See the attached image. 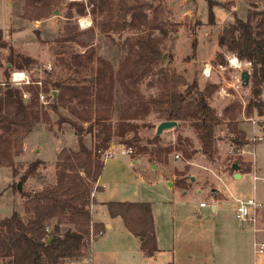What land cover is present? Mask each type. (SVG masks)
<instances>
[{
  "label": "rangeland",
  "instance_id": "rangeland-1",
  "mask_svg": "<svg viewBox=\"0 0 264 264\" xmlns=\"http://www.w3.org/2000/svg\"><path fill=\"white\" fill-rule=\"evenodd\" d=\"M213 1H215L214 25L209 24L208 0H116L115 3H120V10L111 24L97 11V8L96 12H93L94 8L90 0H60L59 4L51 7L48 13L45 10L33 9L27 4V0H0V29L8 44L7 47H0V83L8 80L6 64L10 57L21 63L23 70L28 72L32 79L42 81L47 78L53 81L77 76L78 74L71 67L73 57L85 56L87 53L94 57L92 64H89L91 67H97L96 59L101 57L111 62L114 69L118 70L132 53V45L138 38L150 36L156 40L162 59L153 67V73L141 79L138 84V91L146 99L168 100L172 94L184 93L186 101H195L208 85L217 86L208 97V103L215 109L218 118L215 126V153L213 158L209 159L198 150L188 159L185 151L191 153L201 147L192 121L179 120L175 127L164 130L159 135L160 139L151 145L149 142L157 136L158 125L165 121L163 111L168 104L153 105L145 118L129 119L128 117L132 116L140 106L135 99L130 100L117 84L110 112L111 121L114 124L124 120L135 123L137 140L134 146L124 143L125 140L134 137V132H129L125 138L114 137L109 148L116 149L120 154L132 148V153L127 155L137 159L140 165L148 166L150 176L146 177V181L142 182L137 192L144 198L143 201H149L153 207L165 250L156 260L147 259L142 254L136 238L126 240L120 229L104 230L105 233L97 237L93 244L94 264H164L166 260L175 264H254L251 225L248 221H240L236 218L233 201L238 199L246 201L256 197L257 201L264 203V139L253 146L255 158L263 169L256 187L250 172H244L239 179L229 173L222 175L220 180L212 176V169L217 170L221 165L217 162L228 164V158L219 153L225 151L231 140L238 137L236 130L243 131L245 128L248 130L250 125L247 124V118L260 116L256 107L248 113L249 104L254 100L253 71L250 84L244 85L238 94L229 87L234 81L233 75H239L240 71L230 67L225 71L220 68V66H228V56H232L231 52L224 54L226 62L224 65L221 64L222 59L218 57L220 52L213 56L209 62L214 68L209 77L204 74V64L196 66L190 62L196 57L195 46L198 37L205 39V47L211 50L209 47L215 44L224 25L233 23L236 17L247 19L251 5L256 6L258 10L264 9V0ZM70 2L83 3L86 14L80 16L76 8H73V16L69 18L67 12ZM132 5L145 7L151 27L142 26L134 29L130 26L131 13L124 17L125 20L121 17L126 7ZM232 6L235 7L232 9ZM80 19L86 20V24L81 25ZM115 22H118L119 26H116ZM103 23L106 25L103 26ZM154 24L157 26L153 27ZM26 58L32 59L30 65L25 64ZM186 67H190V77L184 75L185 71H188ZM194 72L196 74L193 77ZM81 74L86 75L84 71ZM218 78L221 83H225L224 79L229 82L230 86L225 87L230 92L229 97H220L221 87L215 83ZM193 83L196 84L195 89L187 94L188 86ZM26 94L29 96V93ZM263 100L264 87L260 101L264 103ZM39 101L42 111L47 112L48 120L42 119L36 123L37 129L27 138L26 152H24L23 140L21 152L13 156L11 165L8 164L10 161L6 160V163L0 166V220L11 216L13 211H17L26 219L30 217L26 211L29 207V197L25 195L33 196L56 185L58 172L56 164L62 151L69 155L79 152L80 143L89 149L95 148L94 137L87 129L89 122L78 119L68 105L61 108L59 114L53 113L49 105V94L44 102L40 98ZM103 109L105 106L101 108L105 113ZM60 114L81 125L85 129L82 134L78 135L69 122L58 124ZM57 128H64L65 134L61 136ZM48 130L54 132L60 139ZM15 145L17 150L18 144ZM57 146H61V150L55 158ZM138 146L148 147L150 151L138 153ZM36 147L40 152L35 150ZM158 149L163 151L156 155L157 160L150 155V152H156ZM176 155L180 157L176 159ZM117 159L122 160L123 157L119 155ZM35 161H40L37 170L22 182L21 177L28 172L29 166ZM101 161L104 162L103 154ZM151 164H161L160 166L168 173L167 178L173 181L179 177L180 172L185 174L186 186L170 188L160 174V170H151ZM80 173L86 178V173L82 170ZM20 181L22 187L18 190L16 186ZM88 184L91 189L88 208L92 218L94 194L99 188L98 181L92 183L88 180ZM214 189L218 193H214ZM96 194L95 217L99 221H105L103 212L105 208L101 203L107 200L103 201L104 195L101 191ZM134 195L133 193L132 196ZM201 201L206 202L208 206L200 207ZM214 205L217 206L216 212L212 210ZM260 219L264 223V209L261 211ZM56 223L57 219L49 222V227L46 229L48 234L53 231ZM70 227L73 226L63 224L61 233ZM260 238L264 240V234L260 235ZM91 243L92 241L83 251L84 257L72 261L66 259L64 264H92L88 258ZM9 261L10 258L0 257V264H11Z\"/></svg>",
  "mask_w": 264,
  "mask_h": 264
},
{
  "label": "trees",
  "instance_id": "trees-1",
  "mask_svg": "<svg viewBox=\"0 0 264 264\" xmlns=\"http://www.w3.org/2000/svg\"><path fill=\"white\" fill-rule=\"evenodd\" d=\"M59 1L27 0V4L35 10H45L48 13L51 7L59 4ZM115 1L90 0L93 4V12H96L97 8L110 24L120 10V3ZM208 4L209 24L214 25L215 1L208 0ZM251 6L247 19L236 17L233 23L223 28L218 44L222 49L234 53L239 60L252 63L254 100L249 104L248 113L256 107L262 116L264 103L260 98L264 86V9L258 10L256 6ZM73 8H76L80 16L86 14L83 3L70 2L67 12L69 18L73 16ZM145 10L141 5H132L126 7L121 17L125 20L124 17L131 13L130 26L134 29L142 26L151 27ZM115 25L119 26L118 22H115ZM155 26L157 24L153 25ZM7 46L0 29V47ZM132 48V53L118 70L114 69L111 62L101 57L96 59L97 67H91L89 64H92L94 57L87 53L85 56L73 57L71 67L78 74L77 76L58 81H52L50 78L42 81L44 92L50 96L49 105L53 113L59 114L61 108L68 105L78 119L90 123L87 129L94 137L95 148L92 150L80 143L79 152L69 155L62 151L56 164L58 169L56 185L33 196L25 195L29 197V207L26 211L30 217L26 219L17 211H13L11 216L0 220V257L10 258L11 264H64L66 259L69 261L79 259L83 257V251L89 247L91 229L96 233L104 232L103 223L92 222L88 208L91 196L88 180L92 183L98 181L104 168L101 156L109 148L114 137L125 138L127 133L134 132L133 139L125 140L124 143L134 146L137 140L135 123L124 120L114 124L111 121L110 112L117 84L130 100L135 99L140 106L132 116L128 117L129 119L145 118L153 105L161 106L167 103L168 106L163 111L164 120L176 121L177 124L179 120H191L201 142V153L209 159L213 158L215 126L218 118L215 109L208 103V97L217 86L208 85L195 101H186L184 93L172 94L168 100L146 99L138 91V84L141 79L153 73V67L162 59V53L156 45V40L150 36L139 37ZM218 57L222 59V65L226 64L224 54L219 53ZM24 61L27 65L32 63L30 58ZM13 68L23 70L22 64L10 57L6 64L8 80L3 85L0 84V166L4 165L6 160L10 161L8 164L11 165L13 156L20 154L23 140L34 130L36 123L42 119L48 120L47 112L42 111L36 87H18L9 83L10 71ZM82 71L86 73L85 76H82ZM195 86L194 83L189 85L186 93L189 94ZM26 93H30L29 97L24 96ZM26 98L28 102L25 101ZM103 106L105 113L101 110ZM57 122L71 123L78 135L85 130L76 121L66 119L61 114ZM236 133L238 137L235 141L239 145L248 143L242 130H236ZM159 139V136H155L149 143L153 145ZM15 144H18L17 150ZM149 151L148 147H137L138 153ZM162 151L158 149L155 153ZM197 152L198 149L184 153L190 159ZM39 164L40 161H35L29 166L28 172L21 177L22 182L37 170ZM231 169L233 170V167ZM81 170L86 173V178L81 176ZM107 207L112 218H121L126 228L141 240L142 252L148 257L154 256L159 249L151 204L117 201L107 203ZM53 219H57V223L53 231L48 234L46 229ZM63 224L73 227L61 233ZM50 237L51 241L48 243Z\"/></svg>",
  "mask_w": 264,
  "mask_h": 264
},
{
  "label": "crops",
  "instance_id": "crops-1",
  "mask_svg": "<svg viewBox=\"0 0 264 264\" xmlns=\"http://www.w3.org/2000/svg\"><path fill=\"white\" fill-rule=\"evenodd\" d=\"M230 1V0H225ZM8 4V1H7ZM235 6H232V9ZM237 10V7H236ZM233 13V12H232ZM229 25V24H227ZM227 25H224L223 28ZM206 36V35H205ZM211 40V39H210ZM212 42V41H210ZM206 45V41L205 39H200L198 37V41L197 44L195 46V54L196 57L190 62L191 64H196V66L201 65H205V67L207 68H214L213 65L209 62L210 60H212L213 56L215 54H217V52L226 54L225 49H222L219 44H218V38L217 41L215 42V44L212 45V47H205ZM210 51V52H209ZM232 56L236 57L237 56L232 53ZM231 56V57H232ZM230 56H228L229 59ZM239 60V59H238ZM240 62L244 63V61L239 60ZM206 63V64H205ZM198 64V65H197ZM10 66V64H8V67ZM226 66V65H224ZM186 69L188 71H185L186 73H184V75L186 77H190L191 73H190V67H186ZM16 69H13L12 71H14ZM12 71H10V75L12 73ZM197 72V71H196ZM196 72L193 73V77L196 74ZM28 73V72H27ZM198 76H200V74H198ZM10 77V76H9ZM206 78V77H205ZM201 80H204L202 77H200ZM220 78H218V80H215V83H218L220 87H229V82L227 80L224 79L225 83H221L219 82ZM53 81H58L53 80ZM3 84V83H0ZM228 84V85H226ZM264 87V86H263ZM262 87V89H263ZM30 95V93H29ZM29 97V96H28ZM261 98H262V94H261ZM26 102H28V98H26L25 100ZM264 101V100H263ZM259 120L264 121V115L256 117ZM248 125H250L247 122ZM250 128L247 130L246 128L243 130V132L245 133V139L249 140V136H250V131H251V125L249 126ZM158 128V127H157ZM37 128H35L34 130H36ZM57 132H59V134L64 135V128H57ZM49 131V130H48ZM51 134H53L55 136L54 132L49 131ZM33 131L30 133L32 134ZM76 133V132H75ZM28 134L26 136V138L24 139V152L27 151L28 149V143H27V138L29 137ZM61 135V136H62ZM157 135V133H156ZM59 136V137H61ZM56 137V136H55ZM57 138V137H56ZM60 139V138H57ZM234 140V139H233ZM248 142V141H247ZM245 145V150L247 151L246 154L242 155V156H238V157H229L226 155V150H222L223 152L220 151L219 155L221 156H225V158H228V164H223L221 162H217L220 163V167L217 170H213L212 172V176H214L216 179H221V176L229 173L231 175H234L235 178L239 179L242 177L244 172H250L252 173V177H253V181H254V186L256 187V183L261 179L260 173L263 171L262 167L258 164L256 158H255V149L253 148L254 145H252L251 143H247L244 144ZM228 147V146H227ZM35 150H37L38 152H40V149H37V147L35 148ZM59 150H61V146H57V150H56V154H55V158L57 157V154L59 153ZM198 150H200L201 152V148H199ZM118 152V151H117ZM40 155V154H39ZM121 156L123 157L122 160L117 159V156ZM150 155L153 156L154 158L157 159L156 157V153L155 152H150ZM41 158V157H40ZM231 158H233L234 160H230ZM141 160V159H139ZM158 160V159H157ZM161 161V159H159V162ZM176 162V160H175ZM104 163V168H103V172L101 174V176L98 179V187L99 190L95 192L94 194V204H93V210H92V221L94 223H103L105 230H109V231H117L120 229L121 232H123V234L125 235V239L126 240H130L131 238H136L137 241L139 242V248L141 250V240L134 236L124 225V222L121 218L117 217V218H112L109 214L108 211V207H107V203L109 202H148L149 201H143L144 198H142L141 194L137 192L138 187H140L141 184H143L142 182H145L146 177L150 176V170L147 169L148 166H146V164H141L137 159H133L130 155H127L125 152L123 153H119L118 155H116L115 157L109 158L106 161L103 162ZM236 163L238 165V169H231L233 167V164ZM161 164H151V170H160V174L163 176V179L167 182L168 186L170 188H175V186H179L181 188L185 187L186 185V176L183 173H179V177L173 181L172 179H168V173L166 172V169H164L163 167L160 166ZM140 166V167H138ZM216 169V168H215ZM211 174V173H210ZM254 175H257L259 177V180H254ZM204 179H202L203 181ZM205 181V180H204ZM110 188V189H109ZM110 190V191H107ZM101 191L104 195L103 201L102 202V206L104 211V215H105V221H99L96 217H95V211L96 210V205H97V199H96V193ZM107 192V193H105ZM214 193H218L217 190H213ZM133 193L135 194L134 196ZM256 198V197H254ZM203 202V201H201ZM152 206V205H151ZM236 207H237V200L233 201V210L235 212V216H236ZM264 208L258 210V224H257V228L258 231L254 232V227L253 224L251 222V231H252V249H253V257H254V264H264V255H256L254 252V241L257 239L258 241L264 242L263 239L260 238V235L264 234V223L261 221L260 216H261V211ZM212 210L214 212L217 211V206H213ZM152 213H153V207H152ZM107 214V217H106ZM153 217H154V224H155V232H156V238H157V245H158V251L156 252V254L152 257H148L146 256L143 252L142 254L147 258V259H153L156 260L158 258V256L161 254V252H163L165 250L164 246H163V237L160 235V233L158 232V227H157V222L155 219V214L153 213ZM105 233V232H104ZM103 233V234H104ZM102 234V235H103ZM97 240V239H96ZM96 240H94L91 243V249H90V254L88 256L89 260L91 261L92 264H94L95 262V254L93 251V244L96 242ZM142 251V250H141ZM170 253V252H168ZM84 257V256H83ZM80 259V258H79ZM262 259V260H261ZM83 264V263H82ZM164 264H175L174 262H170L169 260H166V262H164Z\"/></svg>",
  "mask_w": 264,
  "mask_h": 264
},
{
  "label": "built area",
  "instance_id": "built-area-1",
  "mask_svg": "<svg viewBox=\"0 0 264 264\" xmlns=\"http://www.w3.org/2000/svg\"><path fill=\"white\" fill-rule=\"evenodd\" d=\"M86 19V18H84ZM82 19L79 20L80 24L82 25ZM89 26V25H88ZM233 57V56H232ZM238 60V58H237ZM239 61V60H238ZM228 66H220L221 69L224 71L227 68H232V69H237L240 71V74L235 76L233 75V83L231 87L236 93H240V90L243 89L244 84L241 79V73L245 70H247L250 74L253 71L252 68V63L248 61H244V63L239 61V65H233L231 61V57L228 59ZM211 68L205 67L204 69V74L205 76L209 77L211 75ZM22 73L23 78L17 80L14 78L15 74ZM10 83L13 86H34L38 90V95L39 98L42 102H44L47 99V94L44 92L43 89V82L42 80H34L32 77L27 74L26 71L24 70H14L11 73L10 76ZM219 95L221 98L229 97L230 92H228V88L221 87V90L219 92ZM25 97H28L27 94H24ZM250 125H251V131H250V136L248 144L251 143L252 145L262 141L264 139V121L259 120L256 117H248L246 120ZM126 154H131L132 153V148H128L125 150ZM247 151L245 150V145H239L235 140H231L229 143L227 150H226V155L229 157H238L246 154ZM118 155V152L114 148H108L107 150L104 151L103 153V159L106 161L109 158L115 157ZM180 155H176V159H178ZM254 180H259V177L257 175H254ZM200 207H207L208 204L206 202H200L199 203ZM264 208V203L257 201L256 198H250L246 201L243 200H237V207H236V218L240 221H248L253 224L254 227V232L258 231L257 224H258V210ZM104 232L99 231V232H94L93 229H91V241L93 242L97 237L101 236ZM254 252L256 255H264V242L258 241L257 239L254 241Z\"/></svg>",
  "mask_w": 264,
  "mask_h": 264
},
{
  "label": "water",
  "instance_id": "water-1",
  "mask_svg": "<svg viewBox=\"0 0 264 264\" xmlns=\"http://www.w3.org/2000/svg\"><path fill=\"white\" fill-rule=\"evenodd\" d=\"M241 79H242V82L244 85H248V84H250L251 74L247 70H245L241 73ZM176 125H177L176 121H163V122H161L157 128V136L161 135L164 130L175 127ZM233 168L237 170L239 167L236 163H234ZM17 187L19 190L21 189V187H22L21 181L17 184ZM50 241H51V238L48 239L47 242L49 243Z\"/></svg>",
  "mask_w": 264,
  "mask_h": 264
},
{
  "label": "bare ground",
  "instance_id": "bare-ground-1",
  "mask_svg": "<svg viewBox=\"0 0 264 264\" xmlns=\"http://www.w3.org/2000/svg\"><path fill=\"white\" fill-rule=\"evenodd\" d=\"M81 22H82V24H83V25H85V24H86V20H83V19H82V21H81ZM231 61H232L233 65H239V61L237 60V58H236V57H234V56H233V57H231ZM208 69H209V68H208Z\"/></svg>",
  "mask_w": 264,
  "mask_h": 264
},
{
  "label": "clouds",
  "instance_id": "clouds-1",
  "mask_svg": "<svg viewBox=\"0 0 264 264\" xmlns=\"http://www.w3.org/2000/svg\"><path fill=\"white\" fill-rule=\"evenodd\" d=\"M23 75L24 74H22V73L15 74L14 78L17 79V80H19V79L23 78Z\"/></svg>",
  "mask_w": 264,
  "mask_h": 264
}]
</instances>
